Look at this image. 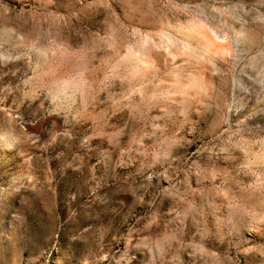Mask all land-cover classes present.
<instances>
[{
	"label": "rangeland",
	"instance_id": "obj_1",
	"mask_svg": "<svg viewBox=\"0 0 264 264\" xmlns=\"http://www.w3.org/2000/svg\"><path fill=\"white\" fill-rule=\"evenodd\" d=\"M0 264H264V0H0Z\"/></svg>",
	"mask_w": 264,
	"mask_h": 264
},
{
	"label": "bare ground",
	"instance_id": "obj_2",
	"mask_svg": "<svg viewBox=\"0 0 264 264\" xmlns=\"http://www.w3.org/2000/svg\"><path fill=\"white\" fill-rule=\"evenodd\" d=\"M189 28L187 30H185V32H183L180 30L179 33L183 32V34H181L185 39H206L209 38L208 33L206 34V32L201 28V26L197 25V24H191V26H188ZM186 29V28H185ZM181 36V37H182ZM208 36V37H207ZM183 38V39H184ZM184 39V40H185ZM188 41V40H187ZM196 41V40H195ZM198 41V40H197ZM189 42V41H188ZM205 46V45H204ZM208 46V45H207ZM203 47V46H202ZM206 47V46H205ZM207 49V48H206ZM209 52V51H208ZM210 53V52H209ZM209 84V83H208ZM210 86V85H209Z\"/></svg>",
	"mask_w": 264,
	"mask_h": 264
}]
</instances>
